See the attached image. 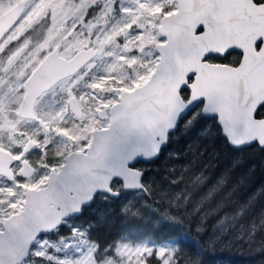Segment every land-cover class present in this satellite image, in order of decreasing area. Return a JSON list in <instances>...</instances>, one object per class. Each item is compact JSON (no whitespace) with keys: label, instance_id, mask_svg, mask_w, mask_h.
Returning <instances> with one entry per match:
<instances>
[{"label":"snow or ice","instance_id":"1","mask_svg":"<svg viewBox=\"0 0 264 264\" xmlns=\"http://www.w3.org/2000/svg\"><path fill=\"white\" fill-rule=\"evenodd\" d=\"M177 128L192 159L166 188L137 162ZM244 148L264 152V0H0V264L264 253V183L238 175ZM97 197L146 238L69 222ZM63 226L53 251L42 234Z\"/></svg>","mask_w":264,"mask_h":264},{"label":"trees","instance_id":"2","mask_svg":"<svg viewBox=\"0 0 264 264\" xmlns=\"http://www.w3.org/2000/svg\"><path fill=\"white\" fill-rule=\"evenodd\" d=\"M229 59H231V57H229ZM210 124L211 122H209V130L215 133V129L211 128ZM189 142L187 135L181 133L179 128H177L170 133L167 144L160 150L156 160L148 163L139 162L137 167L145 169V175L154 178L158 183L164 182V186L167 188L168 182L172 179H179L183 171V166L192 159V153L186 152ZM222 143L223 138L217 134L215 140V147L217 150L221 148ZM212 144V137L203 135L196 141L195 146L196 148L207 147L208 152L205 156V159H207L208 154L213 150L211 147ZM226 150L233 155L237 154L236 150ZM240 151L243 153L237 155L241 157L243 164L238 170V175H249L257 184L264 183V152H258L253 148H244ZM164 178H167V180L165 181ZM182 189H185L184 184L173 187L172 191L179 192ZM121 199L134 200L135 198L129 197V194L125 193ZM139 199L140 197H137V200ZM120 202V200H113L111 203H108L97 197L88 207L83 208L82 214L73 217L69 222L73 224H87L89 221L100 220L102 227L96 233L97 235L126 234L129 239L133 241L146 238V234L150 232V226L143 225L139 222H124L122 217L117 216L116 213L120 207ZM67 231V227L63 226L58 232L53 231L42 237L58 241L60 236L67 234ZM177 238L187 248L193 246V239L196 237L194 236V230L191 234L185 230L183 233H178ZM257 247L258 245H254L252 249L245 247L242 251L232 250L216 253L209 251L206 255V264H264V253L257 251Z\"/></svg>","mask_w":264,"mask_h":264},{"label":"rangeland","instance_id":"3","mask_svg":"<svg viewBox=\"0 0 264 264\" xmlns=\"http://www.w3.org/2000/svg\"><path fill=\"white\" fill-rule=\"evenodd\" d=\"M57 95H59V93H57ZM52 158L53 157L50 155L49 159H52ZM33 159H35V157ZM42 239L46 240L51 245V250H53V251L55 250L56 246H58L59 243H60V239L58 241H55V240H52V239H48L46 237H42Z\"/></svg>","mask_w":264,"mask_h":264},{"label":"water","instance_id":"4","mask_svg":"<svg viewBox=\"0 0 264 264\" xmlns=\"http://www.w3.org/2000/svg\"><path fill=\"white\" fill-rule=\"evenodd\" d=\"M171 133H172V132H171ZM166 144H167V141H166L165 143L161 144V146H160V150H161L162 148H164ZM158 156H159V154H158ZM158 156H157V157H158ZM157 157H155V158H153V159H150V160L139 159L138 162H137V164H138L139 162L148 163V162H150V161L156 160ZM90 204H91V203H90ZM90 204H88V205L85 206L84 208L88 207ZM75 217H76V216H75ZM52 232H53V231H51V232H47V233H43L42 236H44V235H48V234H50V233H52Z\"/></svg>","mask_w":264,"mask_h":264},{"label":"flooded vegetation","instance_id":"5","mask_svg":"<svg viewBox=\"0 0 264 264\" xmlns=\"http://www.w3.org/2000/svg\"><path fill=\"white\" fill-rule=\"evenodd\" d=\"M72 219V218H71Z\"/></svg>","mask_w":264,"mask_h":264}]
</instances>
